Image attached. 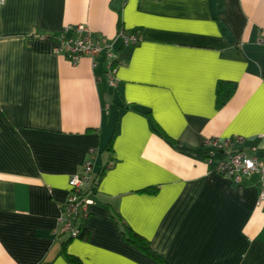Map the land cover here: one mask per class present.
I'll use <instances>...</instances> for the list:
<instances>
[{
    "label": "crops",
    "instance_id": "obj_1",
    "mask_svg": "<svg viewBox=\"0 0 264 264\" xmlns=\"http://www.w3.org/2000/svg\"><path fill=\"white\" fill-rule=\"evenodd\" d=\"M76 24L113 42L116 86L103 55L54 51ZM91 147L101 176L69 239L58 219ZM239 150L264 158V0H0V264H264L255 177L213 170Z\"/></svg>",
    "mask_w": 264,
    "mask_h": 264
},
{
    "label": "built area",
    "instance_id": "obj_2",
    "mask_svg": "<svg viewBox=\"0 0 264 264\" xmlns=\"http://www.w3.org/2000/svg\"><path fill=\"white\" fill-rule=\"evenodd\" d=\"M72 30L73 33L70 37L59 38L58 43L54 46V51L62 53L72 63L83 56L94 59L103 55L108 85L116 86L118 60L113 49V42L104 35L95 34L85 24H76ZM118 37L122 45H135L140 40L137 34L127 33L123 30L119 31ZM231 140L230 138L220 140L212 137L205 140V145L223 149L230 144ZM234 141L242 142L243 137L236 136ZM95 157V148H89L87 156L81 162L79 171L71 175L68 181L69 190L58 221L61 225V232L67 233L72 238L80 234V225L83 226L84 220L89 216L90 205L94 203L91 191L95 186V181L93 182ZM210 160L212 161V159ZM213 170L238 184L250 177H255L256 183L260 187L258 201L264 200V158L249 155L242 150L233 151L224 158L218 159L213 165Z\"/></svg>",
    "mask_w": 264,
    "mask_h": 264
},
{
    "label": "trees",
    "instance_id": "obj_3",
    "mask_svg": "<svg viewBox=\"0 0 264 264\" xmlns=\"http://www.w3.org/2000/svg\"><path fill=\"white\" fill-rule=\"evenodd\" d=\"M234 88H235L234 83H230V82L229 83H224V82L219 83V85L217 87V101H216L217 107H221L225 103V101L233 93ZM100 176H101V173H94L93 172V182L95 181V186L92 188L91 195H92L94 201H95V195L97 192V184L99 182ZM110 217L114 218V214L110 213ZM80 226H81V232L77 237L83 238L87 234V229L84 227V225L83 226L80 225ZM121 233H122L123 237L128 242H130L132 245H134L139 251H141L142 253H144L145 255H147L148 257H150L152 259H155V260H158V261H161L164 263L163 259L161 257H159V255H157L150 248L149 243H148L146 238H144L143 236L134 232L132 229H130L128 226H126L124 224L121 225ZM71 238L72 237L69 236V239H71ZM65 255H66L65 257H66L67 261L70 264H81L80 260L77 257H75L71 254H67L66 252H65Z\"/></svg>",
    "mask_w": 264,
    "mask_h": 264
}]
</instances>
